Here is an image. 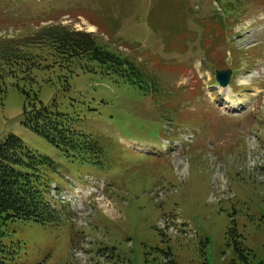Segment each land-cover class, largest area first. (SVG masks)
<instances>
[{"label":"rangeland","instance_id":"374dc122","mask_svg":"<svg viewBox=\"0 0 264 264\" xmlns=\"http://www.w3.org/2000/svg\"><path fill=\"white\" fill-rule=\"evenodd\" d=\"M176 1L175 18L167 19L168 0H0L1 38L26 37L48 25L92 33L156 80L160 92L153 96L177 94L158 102L98 69L32 70L31 88L42 104L63 114L76 132L99 140L101 162L81 164L22 125L19 89H29L27 82L0 78V143L12 134L52 161L55 171L45 172L51 194L56 185H97L88 189L95 192L89 205L80 195L62 199L70 209L56 225L11 223L2 242L18 253L16 264H163V252L176 264L264 260V163L258 157L264 153V96L255 98L264 90V0ZM209 21L218 22L232 44L214 50L211 61L221 71H241L230 84L239 93L236 115L214 108L226 93L224 106L235 107L237 100L229 88L220 92L213 72L198 63L209 64L213 33L196 25ZM138 45L160 56V65L143 59L137 47L124 48ZM170 48L176 56L162 54ZM228 49L239 51V59ZM165 110L177 125L166 123ZM81 207L83 219L75 222L72 210ZM228 229H236L241 238L234 241L251 251L247 261L240 256L245 251L236 253L228 242Z\"/></svg>","mask_w":264,"mask_h":264},{"label":"trees","instance_id":"16d2710c","mask_svg":"<svg viewBox=\"0 0 264 264\" xmlns=\"http://www.w3.org/2000/svg\"><path fill=\"white\" fill-rule=\"evenodd\" d=\"M177 6L176 0H168L169 10L164 18H175L173 11ZM196 26L213 33L212 40L207 41L209 51L206 56L210 58L209 63L213 69L219 70L215 62L211 61V55L214 50L226 45L227 37L223 28L214 21H209V25ZM128 48L134 50L132 47ZM174 50L170 48L165 52ZM228 50L230 56H234L236 52L235 58L239 59V51ZM194 52L197 53L196 49ZM139 55L160 65L158 59L161 58L149 51ZM55 66L66 67L70 73H73V69L83 73H95V69H98L105 76L119 78L122 83L135 86L143 94L151 90L158 91L155 87L156 80L132 59L100 45L91 33L73 31L60 25H48L26 37H0V78L17 80L20 77L29 85V89H19L25 97L22 125L59 148L67 158H77L81 164L97 165L101 162L99 158L103 153L99 140L73 130L66 117L44 106L36 91L31 88L35 82L30 74L32 70L51 69ZM172 68L178 70L177 66ZM55 168L56 165L47 157L29 150L12 134L0 143V264H16L18 258V253L2 242L9 234L11 223L30 221L42 226L53 225L57 221L60 223L59 214L50 208L46 198L49 186L45 170L55 171ZM227 234L229 243H234L236 253L245 251L246 255L240 256L247 261L251 251L243 246L242 241H234V238L240 239L241 236L235 229H229ZM161 258L164 259L163 264H175L170 253L163 252ZM149 262L146 259L145 264H150ZM257 264H264V260Z\"/></svg>","mask_w":264,"mask_h":264},{"label":"water","instance_id":"95a60500","mask_svg":"<svg viewBox=\"0 0 264 264\" xmlns=\"http://www.w3.org/2000/svg\"><path fill=\"white\" fill-rule=\"evenodd\" d=\"M229 64V61H228ZM231 72L229 70L226 71H217L216 72V80L221 86H226L229 82Z\"/></svg>","mask_w":264,"mask_h":264},{"label":"bare ground","instance_id":"6f19581e","mask_svg":"<svg viewBox=\"0 0 264 264\" xmlns=\"http://www.w3.org/2000/svg\"><path fill=\"white\" fill-rule=\"evenodd\" d=\"M175 52V51H174ZM229 89H230V87H228ZM227 88V89H228ZM227 89H222L223 91H227ZM226 100H229V99H227V97H226ZM228 105V106H227ZM227 105H225L223 108H226L227 110H229L228 109V107H230L231 109H234L235 107H231V106H233V105H231L230 103H228Z\"/></svg>","mask_w":264,"mask_h":264}]
</instances>
